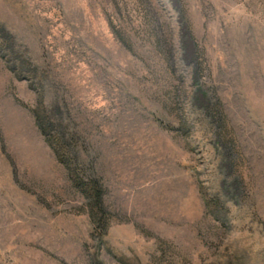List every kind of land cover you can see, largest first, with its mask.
<instances>
[{
  "label": "rangeland",
  "instance_id": "rangeland-1",
  "mask_svg": "<svg viewBox=\"0 0 264 264\" xmlns=\"http://www.w3.org/2000/svg\"><path fill=\"white\" fill-rule=\"evenodd\" d=\"M0 30L37 69L0 56V264H264V0H0Z\"/></svg>",
  "mask_w": 264,
  "mask_h": 264
},
{
  "label": "trees",
  "instance_id": "trees-1",
  "mask_svg": "<svg viewBox=\"0 0 264 264\" xmlns=\"http://www.w3.org/2000/svg\"><path fill=\"white\" fill-rule=\"evenodd\" d=\"M0 56L5 62L12 65V70H16L17 74L18 72L19 75L24 74V77H27L26 74L37 76V69L29 62L24 53L16 48L15 43L9 39V36H5L2 30H0ZM209 110L214 116L219 115V119L223 115L218 100L209 107ZM33 113L36 125L46 137L45 140L53 151L57 162L67 170L72 187L86 199L91 219L98 225L105 227V215L107 213L103 203L104 189L98 178L94 175L91 176L89 173L87 174L85 163L78 156V136L71 135L69 137L62 121L55 122L54 115L48 112L46 108L44 109L41 106L40 110ZM205 201L208 209L217 206L216 200V202L210 199Z\"/></svg>",
  "mask_w": 264,
  "mask_h": 264
}]
</instances>
